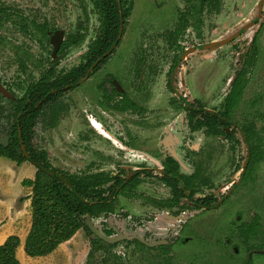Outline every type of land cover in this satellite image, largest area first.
I'll list each match as a JSON object with an SVG mask.
<instances>
[{
  "label": "flooded vegetation",
  "instance_id": "1",
  "mask_svg": "<svg viewBox=\"0 0 264 264\" xmlns=\"http://www.w3.org/2000/svg\"><path fill=\"white\" fill-rule=\"evenodd\" d=\"M129 1L132 3V8L126 23H122L125 26L120 29V42L114 44V51L104 54L107 57L106 61L121 43L128 21L132 16L134 0ZM89 2L92 3L97 16V30L86 46V50L81 54L80 62L70 68H58L59 57L67 55L71 47L85 40L86 35L82 24H79L76 31L66 35L63 28L50 26L47 22L41 24L36 20L32 21L42 38L48 39L52 45L50 60L48 64H44L45 67L36 79H32L31 74L28 75L29 79L26 81V85L20 77L9 82L0 79V83L9 93L5 94L0 90L2 95L0 106L5 110V113L10 108V99L21 97L27 86L39 83L47 72L52 71L53 74L48 80L52 81L73 69L80 68L87 62L86 57L90 45L99 34L101 24L94 1L89 0ZM173 2L176 7L175 0ZM184 2L185 6L180 11L178 23L167 38V42L172 47L170 49L174 51V57L162 79L165 88L178 99L169 98V108H184V114L180 117V126H174L173 122L161 126L163 121L160 119L159 107L148 105L151 102L150 92H153L152 84L160 81L162 74L161 69L152 63V58L145 51L134 53L137 56L134 58L136 62L133 65L130 64L132 62L130 58L129 62L118 70L116 69L114 72H108V70L104 76L101 73L100 79L93 80L92 77L106 63L105 61L98 64L100 60H97L80 75L78 80H72L63 87H60V82H58V87L52 88L50 92L54 99L51 97L50 99L42 98L37 102L42 114L31 127L30 141L33 147L46 151L51 166L56 170L73 175L78 185L80 180L81 184L88 185L89 195H92L91 199L86 200L92 203L94 213L87 212L83 220L90 232L84 225L80 228L90 236L91 243L85 264H208L211 261L209 257L216 259V255H220L221 259L212 260V264H222V257L229 263L231 255L227 252L229 247L234 252L235 257L233 258H236L237 264H257L260 261L258 259L260 256L264 258V208L262 210L256 203L255 178L252 173L253 166L258 160L259 150H262L261 143L255 140L256 132L253 122H248L242 127V136L238 138L236 136L238 127L231 120L234 109L242 99L248 81L249 69L256 63L258 48L255 43L258 33L264 27V0H259L257 3L252 21L245 22L225 38L213 40L198 47V49L205 50V53H199L204 55L205 59L214 58L215 52L221 47L230 45L246 30L258 26L250 42L249 54H245L243 57V67L228 81L230 88L220 104V109H208L205 104L206 91H201L202 84L205 85V77L200 85L194 79L196 90H193V94H195V98H191L189 93L192 92V89L190 91L187 89L183 78L178 81V76L182 68V61L187 59L188 54L196 50V48L186 51L181 49L179 40L184 31L191 24L196 26L202 24L205 13L219 12L223 6L222 0H184ZM15 16L21 18L22 21H17ZM6 19L18 25L22 32L34 34L29 28L31 20L28 21L24 14L10 6L0 5V25ZM177 27L182 30L178 36ZM70 38L74 39L73 44L64 48V44ZM175 38L177 44L172 45ZM59 39L61 41L55 51L54 42ZM220 41H224V43L212 45L213 42ZM39 44L44 46L43 39H39ZM39 61L43 63L44 58ZM19 67L22 72L27 71V66L22 60ZM85 82L89 83L80 90V85ZM235 85L241 89V94L231 112H226L224 111L226 98L233 92ZM16 90L21 93L18 94ZM68 91H74L80 94L79 96H89L96 100L95 106L100 108L101 112H106L104 108H109L116 111V116H119L117 118L110 115V119L108 118L103 125L99 122L102 120L95 119V106L86 109L82 108L80 103H75L78 114H83L86 123L91 124H89L87 133L78 130L75 137L76 147L84 151L80 153L77 150V154L79 156L87 155L90 160L87 169L77 172H69L53 165L47 150L33 142L35 128L39 120L53 125L60 115L64 114L66 105L63 104L62 99ZM208 116L219 125L216 131H208ZM13 123L14 121L7 122L4 117L0 119V138L7 136L8 143L10 142L8 132ZM247 131L250 132L249 135ZM197 136H199V142H193L192 138ZM208 136H218L221 140L232 141L229 149L233 152L236 175L235 179L224 188L228 189L225 192L213 190L216 175L211 172L208 165L209 161L213 159L214 152L217 151V144L208 146L206 142ZM241 142L244 143L246 152L245 159L242 164H239L241 157L239 144ZM255 150L257 151L256 160ZM28 162L36 168L37 172L36 164ZM102 165L105 168L101 167ZM63 180L67 182L66 179ZM208 188L212 190L208 191ZM226 201H230L229 207L227 206L221 212H216ZM147 210L154 217L153 220L146 219V223H144L145 220L136 215L145 214ZM115 215L118 218H115ZM87 216L97 229L114 239L107 240L98 236L88 226ZM210 217L212 219L207 222V218ZM99 218H101L100 222ZM149 221H153V224H148ZM101 223L106 225L102 226ZM215 224L221 229L213 233L215 237L213 244L209 242L210 239L205 238V235L202 236L203 238L196 236L190 238L192 235L188 231L201 230L206 233V226L215 227ZM222 231L230 233L224 240L221 238ZM193 241H200V248L190 255H185L186 247H182V244L186 245ZM119 243L125 244L123 247L129 252L128 254L123 251L122 254L114 251L113 248ZM100 249H103L104 254L98 258L96 251Z\"/></svg>",
  "mask_w": 264,
  "mask_h": 264
},
{
  "label": "rangeland",
  "instance_id": "2",
  "mask_svg": "<svg viewBox=\"0 0 264 264\" xmlns=\"http://www.w3.org/2000/svg\"><path fill=\"white\" fill-rule=\"evenodd\" d=\"M175 2L176 7L173 0H134V10L121 43L92 79H100L108 70V72L118 70L129 62L130 58L132 59L130 64L133 65L136 62L134 58L137 56L134 53L145 51L152 58V63L161 69L162 74L161 80L152 84L153 92H150L151 102L148 105L159 107L160 119L163 121L161 126L173 122L174 126L178 127L180 126V117L184 114V108H169V98L178 99L165 88L162 80L163 74L174 57V51L170 49L172 47L167 42V38H169L170 31L176 27L180 11L185 6L184 0H175ZM258 2L259 0H222L223 6L219 12L205 13L202 24L200 23L201 26L191 24L179 40L182 50L186 51L191 48H196V50L188 54L187 59L182 61L178 81L183 78L187 89L189 91L192 89V92L189 93L191 98H195V94H193V90H196L194 79L200 85L205 77V85L202 84L201 91H206L204 101L208 109L221 108L220 104L230 88L228 81L243 67V57L245 54H249L250 42L258 26L249 28L241 36L235 38L230 45L221 47L215 52L214 58L205 59L204 55H201L205 53V50L198 49V47L213 40L225 38L245 22L252 21ZM0 5L10 6L24 14L28 21L31 20L29 28L34 33L22 32L18 25L13 24L9 19L0 25V79L8 82L20 77L26 85L29 74L32 75V79H36L45 67L44 64L49 63L52 45L48 39L42 38L40 32L32 24L33 20L41 24L47 22L50 26L63 28L66 35L76 31L80 23L84 27L85 40L71 47L67 55L59 57L58 68L63 69L75 66L80 62L81 54L94 37L98 26L95 10L89 0H0ZM15 17L17 21H22L21 18ZM40 38L43 39L44 46L39 44ZM255 44L258 48L256 63L249 69L248 81L242 99L234 109L231 120L238 127L236 130L238 138L242 136V127L248 122H253L256 132L255 140L261 143L262 150H259L258 160L253 166L252 173L255 178V200L262 209L264 208V27L258 33ZM41 58H44L43 63L39 61ZM21 60L27 66L26 72L20 70ZM200 66L201 68H199ZM87 83L89 82L80 85L79 89L81 90ZM16 92L21 93L19 90ZM79 95L74 91H68L62 99L63 104L66 105L64 114L60 115L53 125L39 120L33 136L34 144L47 150L53 165L69 172L83 170L90 162L87 155L79 156L77 154V150L80 153L84 152L76 147L77 131L87 133L90 123H86L83 114H78L75 103L78 102L82 108L90 109L97 102L89 96ZM104 110L106 112H101V109L95 106V119L102 120L99 122L103 125L108 118L110 119V115L116 116V111L109 108H104ZM116 117L119 118V116ZM198 138L199 136L192 138L193 142H199ZM206 142L208 146L217 144V151L214 152L213 159L209 161L208 165L211 172L216 175L213 190L225 192L228 189L224 188L235 179L236 175L233 152L229 149L232 141L221 140L218 136H208ZM80 147L82 148L83 145L81 144ZM239 152L241 155L239 164H242L246 152L242 142L239 144ZM101 167L105 168L104 165ZM35 172L36 168L28 161L19 165L11 159L0 156V244L9 235H18L21 243L17 248V256L22 264H85L91 243L90 236L84 229L77 231L70 239L59 244L47 255L29 256L26 254L24 242L32 222L31 199L28 196L32 193V188L25 185L23 179L33 178ZM210 190L212 189L208 188V191ZM22 197L25 199L22 200ZM229 202H224L221 209L216 212H221L227 206L229 207ZM136 216L144 219V223H146V219L153 220L154 217L148 210L145 211V214ZM114 217L118 218L116 215ZM211 219V217L207 218V222ZM100 220L101 218L98 219L99 222ZM148 224H153V221H149ZM101 225L105 226L106 224L101 223ZM206 229H204L206 233L201 230L188 231L192 235L190 238H194V236L203 238L205 235V238L210 239L209 242L213 244L215 238L213 233H216L221 227L216 224L215 227L207 225ZM221 233L222 240L226 238L227 234L230 235L228 232L222 231ZM124 245V243H119L113 249L119 254L123 252L128 254ZM182 245V247H186L185 255H190L200 248L201 242L193 241ZM103 252V249L96 251V256L100 258L104 254ZM227 252L231 254L229 263L222 257V264H232V262L237 264L236 258H233L235 256L231 247ZM216 256L217 260L221 259L220 255ZM209 258L211 261L208 264H212V260L217 261L214 257ZM258 259L260 261L257 264H264L262 256Z\"/></svg>",
  "mask_w": 264,
  "mask_h": 264
},
{
  "label": "trees",
  "instance_id": "3",
  "mask_svg": "<svg viewBox=\"0 0 264 264\" xmlns=\"http://www.w3.org/2000/svg\"><path fill=\"white\" fill-rule=\"evenodd\" d=\"M93 1L98 9L101 24L99 34L90 45L87 62L80 68L73 69L52 81H48L53 74L52 71L47 72L39 83L27 86L21 97L9 100L11 109L9 108L7 113L0 106V119L4 117L9 123L14 121L8 132L10 142L8 145H0V156L14 160L18 164L28 160L35 163L38 168L34 178L23 179V183L32 188V193L28 196L31 199L32 222L24 242V250L29 256L49 254L59 244L70 239L83 225L90 232L83 221L87 212L94 213L92 203L86 200L91 199L92 196L89 195L88 185L81 184V180L78 185L73 175L64 174L52 167L46 151L33 147L30 132L37 118L42 114L40 105L37 106L38 100L50 99L51 89L58 87V82L60 87L66 86L72 80H78L80 75L97 60H100L98 64L105 62L107 57L104 54L114 51V44L120 42V29L125 26L123 24L130 15L131 1ZM176 32L177 36L182 32L180 27H177ZM73 42L74 39L70 38L63 47H68ZM175 44H177L176 38L172 41V45ZM240 94L241 89L235 85L233 92L226 98L224 111L231 112ZM0 97H2L1 94ZM28 99L30 101H27ZM208 120V131H216L219 125L212 121L210 116ZM249 133L247 131L248 135ZM256 153L255 150V160ZM20 243V237L12 234L0 244V264H22L17 256Z\"/></svg>",
  "mask_w": 264,
  "mask_h": 264
},
{
  "label": "water",
  "instance_id": "4",
  "mask_svg": "<svg viewBox=\"0 0 264 264\" xmlns=\"http://www.w3.org/2000/svg\"><path fill=\"white\" fill-rule=\"evenodd\" d=\"M60 41L61 39L55 41V51L57 50V48L59 47V44H60ZM217 43H224V41H220V42H213L212 45H215ZM0 90L2 92H4L5 94H9L8 91L3 87V85L0 83ZM8 143V137L7 136H4L2 138H0V144H4V145H7ZM87 224L88 226L98 235L100 236L101 238L103 239H107V240H113L114 238L113 237H108L106 236L100 229H97L93 224L92 222L90 221V218L89 216H87Z\"/></svg>",
  "mask_w": 264,
  "mask_h": 264
},
{
  "label": "bare ground",
  "instance_id": "5",
  "mask_svg": "<svg viewBox=\"0 0 264 264\" xmlns=\"http://www.w3.org/2000/svg\"><path fill=\"white\" fill-rule=\"evenodd\" d=\"M5 236V235H4Z\"/></svg>",
  "mask_w": 264,
  "mask_h": 264
}]
</instances>
